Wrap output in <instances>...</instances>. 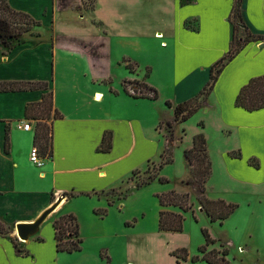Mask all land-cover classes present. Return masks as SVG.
I'll return each mask as SVG.
<instances>
[{
  "label": "crops",
  "instance_id": "0c3cea01",
  "mask_svg": "<svg viewBox=\"0 0 264 264\" xmlns=\"http://www.w3.org/2000/svg\"><path fill=\"white\" fill-rule=\"evenodd\" d=\"M85 1L9 0L14 9L38 20L54 19L55 27L58 26L57 14L71 13L81 19L89 16L91 22L100 26L110 21L118 27L129 26L130 35L149 36L160 42L166 52L161 67L146 64L149 77L144 75L142 78L140 70L137 78L144 79L146 85L157 91L160 87L157 81L179 86L182 99L178 103L168 100L173 111L177 104L192 99L204 89L211 67L227 54L233 37L230 15L236 0H93V8L76 11L75 7ZM242 16L252 33L264 35V0H242ZM60 38L61 41L54 39L52 44L28 39L10 51L0 47V82H46L48 91L54 96V109L47 119L52 126L53 156L44 157L40 153L44 164L38 167L30 161L38 120L28 118L26 114L27 107L40 102L46 91L0 93V220L13 231L17 223L37 219L61 195L73 196H67L48 218L52 228L70 201L80 196L90 200L97 198L99 203L94 207L100 208L101 199H104L102 194L120 185L141 167L136 163L139 148H151L155 143L144 134V124L138 118H144L146 108L153 110L152 104L156 101L134 99L124 92L126 97L122 100L135 108L134 117L112 108L95 109L90 98L99 103L106 97L97 87L111 89V79L102 75L104 63L81 46L79 36ZM122 61L126 68L131 63L139 69V65L131 60L125 58ZM128 72L125 80H133L135 74ZM262 75L264 44L252 42L225 67L208 100L212 101L222 89L223 98H231L237 115L249 119L246 126L240 125L242 141L249 150L241 144L224 147L227 163L235 165L239 162L246 165L249 172L264 175V109L249 113L235 106L240 90L252 78ZM95 95L100 98L96 99ZM219 100L216 105L224 109L223 99ZM207 101L205 107L209 106ZM55 111L62 118L55 119ZM25 121L30 122V130L20 128ZM201 123L204 125L203 121ZM7 132L10 137L8 152L5 150ZM106 132L113 134L112 149L108 153L99 152ZM226 134L232 132L228 130ZM207 140L209 145L208 137ZM232 153H241V158L231 157ZM251 161L260 165L257 171L250 165ZM212 199L227 201L220 196ZM52 231L50 245L44 236L36 235L20 243L19 254L11 237L0 236V264H57L60 255L66 253L57 251L54 228ZM78 253L68 255L74 257Z\"/></svg>",
  "mask_w": 264,
  "mask_h": 264
},
{
  "label": "rangeland",
  "instance_id": "374dc122",
  "mask_svg": "<svg viewBox=\"0 0 264 264\" xmlns=\"http://www.w3.org/2000/svg\"><path fill=\"white\" fill-rule=\"evenodd\" d=\"M93 6V0H86L83 4L77 5L75 10L83 12V9L89 10ZM88 17L81 19L71 13L57 14L55 19L57 27L53 25L54 19L45 21L39 19L42 21V26L35 29L33 35L24 36L21 41L32 39L52 44L54 39L61 41L60 36H79L78 41L81 46H85L92 57L104 63L101 67L102 75L111 79L109 86L111 89L97 87L106 97L99 103L97 101L94 103L90 98L93 107L95 109L112 108L134 117L135 108L122 100V97H126L123 89L126 87L134 95H141L142 92L149 93L147 89L140 86L145 84V80L142 79L144 75L149 73V69L145 70V66L147 64L161 67V59L166 52L160 47V42L149 36L130 35L129 26L118 27L112 21L107 22L105 26H100L91 22ZM219 44L221 46V43ZM125 58L139 65V69L136 65L134 66L133 80H125L129 76L127 68L122 63ZM140 70L143 73L142 78H137ZM156 77L158 76L155 75V79ZM157 82L160 86L159 98L152 104L154 109L146 108L144 118H138L144 124V134L155 143L151 145V148H139L136 163L141 167L135 171L134 179L139 183L147 181L150 176L161 174L169 182L162 184L154 180L148 185L137 188L135 180H131L132 173L120 182V185L102 194L104 199H101L100 208L94 207V204L99 203L97 198L90 200L80 196L70 201L62 215L76 216L83 239V249L74 257L61 254L57 264H127L130 262L132 264H176V258L172 252L181 248L188 251L190 261L187 260V264H192L193 257L202 258L199 248L205 244L203 229H208L212 238L217 241L207 250L209 252L214 249L227 250L229 264H264V175L249 172L246 165L239 162H235L238 163H234L235 165L228 164L223 152L224 147H234L239 144L249 150V146L242 141L240 130V125L246 126L249 119L237 115L231 98L225 96L224 99V92L220 89L212 101H207L209 106L205 107L204 103L203 107L185 124L173 123L174 111L167 107L165 102L170 100L172 103H178L182 99V91L179 86L170 82ZM109 90H112L111 95L108 94ZM95 97L97 99L96 95ZM221 98L224 109L216 105V101L220 102ZM139 109L141 111V108ZM202 121L205 128L199 125ZM168 122L173 124L172 129L168 127ZM228 130L232 132L231 135L226 134ZM200 132L205 133L206 138L209 139L208 149L213 163L212 176L207 184V196L209 198L220 196L225 198L226 202L238 206L236 212L222 225L212 223L207 215L201 212L198 203L200 190L184 155V151L191 147L194 136ZM168 141H173V146L169 149ZM171 152L174 162L164 166L160 172V165ZM132 164L133 162L129 165ZM170 191L188 193L191 197L189 202L196 213V220L191 212L183 214L185 223L182 233H161L158 230L161 206L157 196ZM102 209L107 210V215L104 217L96 213ZM172 211L179 210L172 208ZM52 230V225L46 220L36 235L44 236L45 241L50 245L53 239ZM10 237L17 245V248L14 245L15 250H21L20 243L24 241L17 239L12 228ZM181 263L185 264L183 261ZM198 264L208 263L201 260Z\"/></svg>",
  "mask_w": 264,
  "mask_h": 264
},
{
  "label": "trees",
  "instance_id": "16d2710c",
  "mask_svg": "<svg viewBox=\"0 0 264 264\" xmlns=\"http://www.w3.org/2000/svg\"><path fill=\"white\" fill-rule=\"evenodd\" d=\"M230 22L233 26V37L230 42V47L227 54L216 62L210 69L209 81L202 91H200L192 99L177 104L174 107L173 123L185 124L193 115H195L206 103L212 94L215 85L222 74L225 67L233 61L237 55L250 43L262 42L264 44V35H257L252 33L246 25L242 16V0H236L232 13L230 15ZM42 26V21L34 18L29 13L14 9L9 0H0V47L4 50L10 51L21 44V40L26 35H33L35 29ZM130 73H134V66L130 63L127 65ZM146 77H149L147 74ZM149 93L142 92L141 95H134L124 87V92L134 99H149L156 101L159 98V93L156 89L146 85L140 84ZM48 83L41 81H4L0 82L1 92H17V91H35L43 90L46 93L40 102L31 104L27 107L28 118L38 120L35 146L44 157L53 156L52 145V126L47 122L54 109V96L52 91H48ZM166 106L172 108L171 102L167 101ZM235 106L243 109L246 112L253 113L264 109V75L252 78L247 85H245L239 92ZM55 119L62 118V115L55 111ZM168 127L172 129L173 124L168 122ZM204 128L203 123L199 124ZM112 132H106L103 136L102 143L98 148L99 152L108 153L112 149ZM173 146V141H168V149ZM10 137L9 132L6 134L5 150L9 151ZM185 158L190 165V172L195 179L200 194L198 196V203L200 208L204 210L209 220L212 223H220L221 225L227 221L238 209V206L233 203H228L223 199H212L206 194L207 184L212 176L213 164L210 158L208 141L205 133L200 132L193 138L191 148L184 151ZM231 157L240 159L241 153L230 154ZM163 157V155L161 156ZM174 162L173 153L160 165V172L164 166L170 165ZM250 165L255 169H259L258 162L251 161ZM135 171L133 172L134 179ZM158 180L162 184L168 183V179L160 175H153L147 181L136 182L137 188L150 184L152 181ZM66 196H73L66 194ZM161 210L158 216V230L161 233H182L184 230V213L191 212L196 220V213L193 210V205L189 202L191 198L188 193H177L170 191L162 193L157 196ZM111 204V203H109ZM172 208L178 209V212L172 211ZM96 213L104 217L107 215V210H98ZM54 238L56 240V247L59 253L73 254L81 252L83 247V239L80 234V225L74 214L61 216L53 223ZM202 234L205 239V244L199 248L202 258L199 256L191 259L193 264H198L201 260L208 264H229L227 261V250H207L208 247L215 245L217 241L212 238L208 229H203ZM0 236L9 238L11 236V227L7 226L0 220ZM14 239H12V242ZM15 248L17 245L13 242ZM21 253V250H17ZM183 253V254H180ZM176 258L177 264H182L189 258L188 251L185 248L178 249L172 252Z\"/></svg>",
  "mask_w": 264,
  "mask_h": 264
},
{
  "label": "water",
  "instance_id": "95a60500",
  "mask_svg": "<svg viewBox=\"0 0 264 264\" xmlns=\"http://www.w3.org/2000/svg\"><path fill=\"white\" fill-rule=\"evenodd\" d=\"M100 98V95L97 96V99ZM66 195H61L52 204L50 208L45 210L37 219L29 223H17L14 227L15 235L19 241H28L30 238L34 237L39 231L41 226L44 224L46 220H48L49 216L56 210L59 204L66 199ZM203 211L202 208H200Z\"/></svg>",
  "mask_w": 264,
  "mask_h": 264
},
{
  "label": "built area",
  "instance_id": "2783aa9c",
  "mask_svg": "<svg viewBox=\"0 0 264 264\" xmlns=\"http://www.w3.org/2000/svg\"><path fill=\"white\" fill-rule=\"evenodd\" d=\"M20 128L24 130H30L31 124L30 122L25 121L23 125L20 126ZM30 161L38 167H42L44 164V158L40 155V152L36 146L31 150Z\"/></svg>",
  "mask_w": 264,
  "mask_h": 264
},
{
  "label": "bare ground",
  "instance_id": "6f19581e",
  "mask_svg": "<svg viewBox=\"0 0 264 264\" xmlns=\"http://www.w3.org/2000/svg\"><path fill=\"white\" fill-rule=\"evenodd\" d=\"M50 216H51V215H50ZM50 216H49V217H50Z\"/></svg>",
  "mask_w": 264,
  "mask_h": 264
}]
</instances>
